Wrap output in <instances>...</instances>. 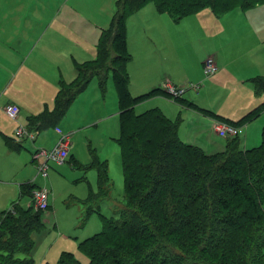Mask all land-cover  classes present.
Listing matches in <instances>:
<instances>
[{"label": "rangeland", "instance_id": "obj_1", "mask_svg": "<svg viewBox=\"0 0 264 264\" xmlns=\"http://www.w3.org/2000/svg\"><path fill=\"white\" fill-rule=\"evenodd\" d=\"M115 6V0H0V44L5 49L10 46L6 43L11 41L30 46L34 42L39 44L44 35L46 42L49 36L56 34L55 47L42 44L29 47H38V51L56 57L51 69L46 66L47 86L37 85L35 80L29 82L30 93L25 95V107L29 104L35 111L45 106L50 109L54 94L51 91L58 86L57 78L54 79L56 73L62 74L60 79L70 82L80 73L79 68L95 64L98 35L95 25L108 26L106 16ZM153 9L154 5L149 3L127 19L128 49L132 56L128 72L133 96L147 93L169 80L187 89L184 96L187 99L196 100L202 107L236 121L264 101V91L257 93L251 77L244 74L264 73V6L257 12L236 10L227 16L205 12L180 21L170 18L168 23L161 16L156 18ZM237 15L246 18H239L226 30L229 20ZM160 23L165 28L163 33ZM224 49L230 55L229 67L224 69L223 65H218L219 71L207 76L203 62L210 56L227 55ZM24 56L27 54L17 55L11 62L13 66L7 65L9 73L12 67L30 69L31 63L23 62ZM6 59L5 52L0 51V64ZM109 73L104 89L98 78H93L75 98L67 114L56 124L40 129L35 141L16 135L19 121L26 125L21 114L18 120L4 117L5 129L10 136L23 140L24 147L10 150L5 144L4 133L0 132V213L11 209L15 203L24 207L30 205L29 195L21 194L22 183L31 180L38 187L49 190L50 215L45 213L43 228L32 234L34 244L30 254L18 252L17 257L30 256L34 264H58L64 252H72L80 264H90L88 256L80 249V242L102 231L99 212L116 217L120 209L127 206L119 147V99L113 72ZM0 74L3 78L8 75L2 69ZM4 105L0 103V107ZM156 106L179 122V136L184 142L205 148L203 150L212 154L225 151L227 139L216 134L211 116L167 96L151 98L136 110L140 113ZM239 126L245 148L261 145L264 109ZM57 127L72 134V158L67 162L73 163L76 159L82 166L51 161L45 177L32 161V153L36 148H51L57 143L61 136ZM95 158L107 162L111 179L107 197L99 194L98 168L92 166ZM161 238L163 240L159 239L161 242L153 250L156 254L166 253V264H264V249L243 243L239 236L232 235L228 241L220 237L193 239L191 231H184ZM5 239L10 238L5 236ZM151 244L152 240L144 244L145 249L149 247L148 253L153 248Z\"/></svg>", "mask_w": 264, "mask_h": 264}, {"label": "trees", "instance_id": "obj_2", "mask_svg": "<svg viewBox=\"0 0 264 264\" xmlns=\"http://www.w3.org/2000/svg\"><path fill=\"white\" fill-rule=\"evenodd\" d=\"M150 2H155L160 12L169 11L178 18L206 7L222 14L264 4V0L116 1L111 24L103 30L97 47L95 64L79 68L75 81L68 84L61 81L52 113L46 112L40 119L30 118V129L34 130L56 124L93 78L97 77L104 89L109 72H113L119 99V147L127 206L116 217L101 214L102 231L82 240L80 249L90 264H166V253L156 254L154 247L164 235L184 231H191L193 239L220 237L228 241V237L235 235L251 247L256 244L264 249V130L262 143L257 147L245 148L239 133L226 138L225 151L212 154L184 142L179 136V122L170 119L159 107L140 113L136 110L151 98L167 96L239 126L258 116L264 103L233 121L188 100L184 97L187 90L183 96L173 98L161 85L133 96L128 72L132 56L127 42V19ZM252 82L257 93L264 91V77L253 78ZM5 140L13 150L21 146L11 138ZM92 166L98 168L99 194L107 197L111 186L107 162L95 158ZM37 187L34 182L22 183L21 194L29 195L31 205L15 203L0 213V250H3L0 264H34L30 256L20 258L17 253L30 254L34 244L32 234L45 223L48 210H36L33 206V191ZM151 240L153 248L148 253L149 247L145 249L144 244H150ZM58 264H80V261L72 252H64Z\"/></svg>", "mask_w": 264, "mask_h": 264}, {"label": "crops", "instance_id": "obj_3", "mask_svg": "<svg viewBox=\"0 0 264 264\" xmlns=\"http://www.w3.org/2000/svg\"><path fill=\"white\" fill-rule=\"evenodd\" d=\"M116 1L117 0H115V5H116ZM150 3H152V5H154L153 12L157 16L156 18H159L161 16V18H163V20L165 22H167V23H168L167 20H170V18H172V20H173V18H175V20L180 21L181 19H185L187 17H191V16H194V15L197 16L198 14H202V13H205V12H211V13H213L215 15H224V16H227V15L231 14L232 12H234L236 10H241L242 12H245L243 10H248V11L255 10L254 12H257L259 10V8H262L264 6V4H259V5H256L253 8H250V9L236 8V9L230 10V11H228L226 13H222V14H216L211 7H206L204 9L200 10L197 13H193V14L187 15V16H185L183 18H178L177 16L173 15L169 11L160 12L158 10L157 5H156L155 2H150ZM141 9L143 10V7ZM141 9H139V10L142 11ZM115 10H116V6H115ZM115 10L113 12H109V14L106 16V19L109 22V25L108 26H106L104 24H101V23H97V25H95L96 26V30L98 31V35H97V46L94 49L95 50L94 51L95 52V59H96V56H97V47L99 45V42H100V39H101V36H102V32H103V30L109 28V26L111 24V21H112V18H113V15L115 13ZM51 14H53V13L51 12L50 13V16H51ZM241 16H243V15H237L236 17H233L232 19H230L229 22H228V24H227V27L225 26L226 30H228V28L231 27V25L234 24L239 18H246V17H241ZM253 19H254V15L251 16V21H253ZM159 26L161 27V31L163 33L164 30H165V28H163V24L160 23ZM225 33H226V31L224 29L223 30V36H225ZM45 37L46 36L44 35L40 39V43L39 44H38V42L37 43L34 42V43L30 44V46L24 45V42H21L20 45H16V44H13V41H11V42L6 43L7 45H10V46H7V49H5L0 44V51L3 50L5 52V56L7 57L6 62L0 64V66H1L0 69L6 71V73H8V75L6 77H4V78L1 77L2 75L0 74V103H2V104L5 103L4 106L0 107V132L4 133V141H5V144H6V140H5L6 138H11L13 141L20 142V145L21 146L18 149H16V150H20L21 148H23L24 147L23 140H26L28 138L23 139V140H18L15 136H10L9 135L8 131L5 129L6 127L2 123V121L4 120V117H6V115H7V113L5 111V106L8 105L9 103L17 104L20 107V109H21L20 114L22 116L23 122L30 129V118H32V117H39L38 119H40L41 118V115L45 114L46 112L52 113L54 111V109H55L56 96H57V94H58V92L60 90V83H61L62 80L65 81L64 79H60V76L62 77V74L61 73H56V77H54V79L57 78V81L56 82H58V86H57V89L55 90L56 92L55 91L54 92L51 91L54 94H53V106L50 109L45 106L44 109H39L38 108L35 111V110H33V108L31 106H29V104H28L27 107H25V95L27 93L28 94L30 93V85H29V82H33L35 80V83L37 85H40L41 84L42 87L47 86V84H46V77H45L46 66L49 69H51L52 68V65L55 64L54 63L55 57H56L55 55L52 57L51 55H49L47 53L45 54L44 51H38V47L37 48L35 47L33 49H30L29 48V47H32V46H34L36 44H38V45H40V44L46 45V46H48L50 48L51 47H55L56 34H53V35L49 36L47 38V41L46 42H44ZM149 41H150V43H153V40L150 37H149ZM224 52H226L228 56L222 54V57H221V55H219L218 57H216V60L218 62V65H223L222 67L224 69L225 68L227 69L229 67V63H230V61H229L230 55H229V53L225 49H224ZM54 53L57 54V51L55 50V48H54ZM26 54H27V56H24L25 58H24V61L23 62H27L28 63V61H29L31 63L30 69L23 70L22 68L19 67L18 69L15 70L12 67L11 73H9L10 70L7 68V65L11 64L12 60H14L17 55H26ZM11 66H13V65L11 64ZM203 66H204V62H203ZM218 71H219V69H218ZM20 73H24V74L23 75H20ZM244 74H247L248 77H251L250 78L251 79V82H252L253 78H256V77H264V73H244ZM260 75H263V76H260ZM76 76L77 75H74L73 79L70 82H66V81L65 82L68 84V83H71V82L75 81L76 80ZM54 79H52L50 81L53 82ZM252 84H253V88L255 90V85H254L253 82H252ZM180 85H183V84H180ZM159 86H161V84H159L157 87H159ZM158 97H160V96H158ZM189 100L195 102L198 106L202 107L199 103L196 102V100H193V99H189ZM263 103H264V101L261 104H263ZM21 107H23V108H21ZM258 107H256V108H258ZM202 108L207 109L205 107H202ZM256 108H254V109H256ZM250 111H252V109L249 110L248 112H250ZM212 112H214L216 114H219L222 117H225L220 112H215V111H212ZM248 112H246L245 114H247ZM22 113H23V115H22ZM118 115H119V111H118ZM209 116H211V115H209ZM211 117L215 121V116H211ZM233 121H236V120H233ZM19 123H21V122L19 121ZM14 129H16V126L14 127ZM30 130H33L34 131V129H32V128ZM36 131H37V137H38L40 130H36ZM66 133H71V132H66ZM5 134H7V135H5ZM37 137H36V139H37ZM72 147H73V143H72ZM7 148H9L12 151H15V150L11 149L8 145H7ZM202 149H205V148H202ZM71 151H72V149H71ZM34 153H35V150L32 153V161L33 162H34ZM207 153H209V152H207ZM70 155H71L70 156V159H71L72 158V152H71ZM74 161H75V163H79L76 159L72 161L73 163H70V162H67V163L73 165V164H75ZM58 163H60V162H58ZM74 166H76V165H74ZM29 182H32V181L29 180ZM30 205H31V202H30ZM99 213H100V215L102 214L101 211ZM49 215H50V206H49V209H48V212H47V216H49Z\"/></svg>", "mask_w": 264, "mask_h": 264}, {"label": "built area", "instance_id": "obj_4", "mask_svg": "<svg viewBox=\"0 0 264 264\" xmlns=\"http://www.w3.org/2000/svg\"><path fill=\"white\" fill-rule=\"evenodd\" d=\"M219 66L217 64L215 56H210L205 60L204 72L207 76L214 75L218 72ZM166 91L173 97L179 98L186 92L185 87L176 86L169 80L164 82ZM195 88L197 86H194ZM7 115L14 120H18L20 117L21 109L17 104L9 103L5 107ZM60 134V138L52 148H36L34 153V160L37 163L39 173L47 177L50 163L54 162H66L71 154L72 149V134L64 132L61 128L56 129ZM214 130L218 136L221 137H233L240 133L241 127L236 126L226 121L215 119ZM16 135L21 139H33L35 141L37 137V131L30 130L27 125L19 123L16 129ZM33 206L36 210L46 211L49 208V190L47 188L37 187L33 191Z\"/></svg>", "mask_w": 264, "mask_h": 264}]
</instances>
